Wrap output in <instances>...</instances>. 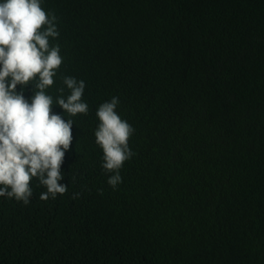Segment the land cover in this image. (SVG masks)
Instances as JSON below:
<instances>
[{
  "label": "trees",
  "instance_id": "trees-1",
  "mask_svg": "<svg viewBox=\"0 0 264 264\" xmlns=\"http://www.w3.org/2000/svg\"><path fill=\"white\" fill-rule=\"evenodd\" d=\"M41 6L63 57L46 92L83 80L89 111L53 104L74 121L67 192L41 200L33 178L27 205L0 196V264H264V0ZM113 96L135 129L115 190L94 135Z\"/></svg>",
  "mask_w": 264,
  "mask_h": 264
},
{
  "label": "clouds",
  "instance_id": "clouds-1",
  "mask_svg": "<svg viewBox=\"0 0 264 264\" xmlns=\"http://www.w3.org/2000/svg\"><path fill=\"white\" fill-rule=\"evenodd\" d=\"M42 0H0V196L14 198L25 205L33 195V178L46 188L41 200L67 192L61 164L73 135L72 119L52 111L53 104L70 116L87 115L83 101L86 84L72 76L62 78L70 90L65 98L53 97L46 90L54 84L63 57L58 39L57 16L46 12ZM35 81L29 102L23 89ZM20 86V91L17 86ZM61 94L64 88L58 89ZM120 101L113 96L99 105L95 142L102 149V169L107 183L115 190L122 183L121 169L135 152L129 140L135 129L117 113ZM102 193V190H98ZM74 193L73 198L79 196Z\"/></svg>",
  "mask_w": 264,
  "mask_h": 264
}]
</instances>
